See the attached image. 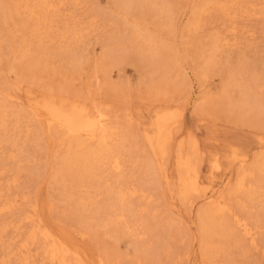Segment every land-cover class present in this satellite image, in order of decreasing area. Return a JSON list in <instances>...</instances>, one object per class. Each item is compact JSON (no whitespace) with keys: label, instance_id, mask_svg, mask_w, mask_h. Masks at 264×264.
Listing matches in <instances>:
<instances>
[{"label":"rangeland","instance_id":"374dc122","mask_svg":"<svg viewBox=\"0 0 264 264\" xmlns=\"http://www.w3.org/2000/svg\"><path fill=\"white\" fill-rule=\"evenodd\" d=\"M48 103L105 113L111 140L49 130ZM161 110L181 116L156 157L145 134ZM191 138L201 185L183 198ZM263 152L264 0H0V264H56L30 238L39 222L87 264H264V171L232 191L241 156Z\"/></svg>","mask_w":264,"mask_h":264},{"label":"bare ground","instance_id":"6f19581e","mask_svg":"<svg viewBox=\"0 0 264 264\" xmlns=\"http://www.w3.org/2000/svg\"><path fill=\"white\" fill-rule=\"evenodd\" d=\"M204 103L205 101L200 104H204ZM245 104L247 105L248 103H245V101L241 100L234 103L233 105L229 104L228 107L232 109L230 110L234 113L235 116H239L240 114L237 115V112L241 108H244ZM204 106L201 105L197 107L198 112L204 110L203 109ZM178 112H179L178 110L158 111L153 120V125L155 129L154 132H146L145 134V141L147 142V145L150 147L152 153H154L156 157H160L167 152L168 144L174 136V126L175 124L178 123L177 122L178 115L181 116V111L179 114ZM36 115H40V117L42 116L47 117V128L49 130H51L54 126L57 128L59 127L69 137L81 139L82 141L80 144L97 143L99 144V146H103L104 143H106L109 139L111 140L112 138L111 133H113L114 127H112L111 121L109 120L107 115L103 112H98L97 115H93L87 111L85 106H82L77 103H72L70 106L48 103L47 111ZM190 146H191L190 147L191 154H189L188 156L184 155L183 153L184 151L182 147H180L177 152L178 171L180 175L179 179L181 186L180 194L183 198L186 197L189 193L199 191L201 185L199 180V170L197 169L198 163L194 164L192 162V159H195L198 162V156L200 154V149L197 140L191 138ZM98 155L99 153H97L95 150H91L89 151V153L81 155L79 157L80 160L81 161L83 160L85 163L88 162L94 163L95 159L97 161V157H99ZM245 160L246 159L244 155L241 156V163L243 164H241L240 166V172H239L240 178L239 180H237L234 189L233 190L231 189L234 192L244 190L247 176L250 175L249 172L264 171V152H263V157L261 159H257L254 166H250V167L245 166L244 164ZM121 165L122 163L119 161V159L115 160L114 168L119 170L121 169ZM215 167L218 168V166ZM119 195L120 198L124 199L126 192L121 191ZM202 210L203 211L199 213L200 216L199 218L200 220H202L201 222L202 232L212 235L214 232H216V228L219 226V224H217V222L214 219L213 214L215 211L211 210V207ZM29 218L31 217L29 216ZM236 221L237 224L241 228H243L249 236H251L254 239L253 237L254 228L251 227L250 224L242 218H238ZM37 237L42 238L43 241H45L44 243H47L45 244L47 245L46 251L52 263L87 264V262L82 258V252L80 250H78L74 246H73L74 248L71 247V245L65 240V238H62L59 235L55 234L50 228H48L44 224L42 225V222L41 223L39 222L37 228L34 229V231H32L30 236V238L33 241L36 240Z\"/></svg>","mask_w":264,"mask_h":264}]
</instances>
